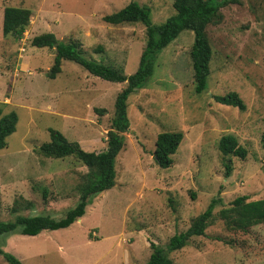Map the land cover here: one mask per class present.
I'll return each mask as SVG.
<instances>
[{"label": "rangeland", "instance_id": "obj_1", "mask_svg": "<svg viewBox=\"0 0 264 264\" xmlns=\"http://www.w3.org/2000/svg\"><path fill=\"white\" fill-rule=\"evenodd\" d=\"M130 1L147 6L153 24L174 14L172 0H0V106L17 116L0 149V221L14 220L10 207L19 195L33 203L19 209L25 215L57 219L75 205L86 167L73 156L44 157L37 147L53 129L83 150H102L115 94L124 86L69 60H61L60 71L48 77L53 50L30 45L31 37L51 32L58 40H78L83 57L128 75L143 48L144 26L112 25L101 16ZM5 6L30 11L20 38L1 33ZM219 12L221 20L205 27L211 50L205 89L193 91L192 32L182 30L156 54L145 86L126 99L129 125L115 157L114 185L91 196L82 219L65 228L33 236L1 234L3 251L21 264H144L149 242L163 246L218 197L205 234L191 237L169 257L175 264H264V222L231 230L217 216L235 196L264 197L259 144L264 133V0H237ZM228 91L239 95L243 110L213 100L212 95ZM94 108L104 112L98 115ZM170 131H181L182 138L171 165L158 168L151 155L154 139ZM223 134H232L246 150L243 158L228 156L227 176L217 149ZM48 194L53 200L45 203ZM0 264H8L1 255Z\"/></svg>", "mask_w": 264, "mask_h": 264}, {"label": "trees", "instance_id": "obj_2", "mask_svg": "<svg viewBox=\"0 0 264 264\" xmlns=\"http://www.w3.org/2000/svg\"><path fill=\"white\" fill-rule=\"evenodd\" d=\"M237 0H172L171 6L174 14L168 16L159 24L151 23L150 10L147 6L130 1L122 8L104 14L101 20L105 23L116 25L120 23L139 22L144 26L145 40L139 54L136 69L124 75L113 66L99 63L83 57V49L78 40L56 38L51 32H44L31 37L29 43L35 47H46L53 50L52 64L48 77H53L60 71L61 60H69L82 67L89 74L110 82H124L115 94L112 104V115L108 129L105 132V147L98 151H86L80 148L77 142L67 140L59 131L48 129L49 140L42 142L37 147V152L44 157L62 158L73 156L77 162L86 167L77 185L79 193L75 205L67 209L64 214L55 219L42 214H22L19 209L33 207L32 201L19 195L13 200L10 207L15 213L14 220L0 221V235L14 233L33 236L42 230H56L69 226L81 217L85 206L90 202L91 196L112 187L115 183L114 162L118 152L124 145L123 133L128 130L126 114V99L132 92L143 88L150 77L153 61L156 54L173 40L182 30L192 32V42L189 48V58L192 68L194 93L205 89L208 75V61L210 59V46L205 32L208 24H217L221 20L219 8L226 3ZM30 11L18 6H5L1 14V33L14 38H20L29 20ZM94 52H100L96 46ZM215 102L227 106L244 109V103L234 91L212 95ZM96 114L101 115L103 108H94ZM17 116L13 110L3 111L0 106V149L5 145V138L13 132ZM182 138L181 131L157 133L154 147L151 152L154 164L158 168H167L172 163L171 155L175 152ZM259 144L264 150V133L260 135ZM217 149L224 156L225 171L227 176L230 171L228 156L243 158L246 150L237 143L232 134H223L218 138ZM41 196H45L42 190ZM53 199L48 194L44 202ZM170 202V199H168ZM220 204L218 197L210 198L206 207L198 214L190 217L184 230L174 232L168 237L163 246L149 242L150 252L144 264H175L169 253L179 250L187 245L191 237L204 235L205 228L213 218V208ZM217 216L224 226L231 230L244 231L252 225L264 222V197L247 200L245 195L235 196L226 207L217 211ZM89 237V235H88ZM90 238V237H89ZM218 240H221L218 237ZM97 239V236L95 237ZM0 255L8 264H21L12 254L0 248Z\"/></svg>", "mask_w": 264, "mask_h": 264}, {"label": "crops", "instance_id": "obj_3", "mask_svg": "<svg viewBox=\"0 0 264 264\" xmlns=\"http://www.w3.org/2000/svg\"><path fill=\"white\" fill-rule=\"evenodd\" d=\"M81 219H82V217L78 218L77 220H79V221H80Z\"/></svg>", "mask_w": 264, "mask_h": 264}]
</instances>
